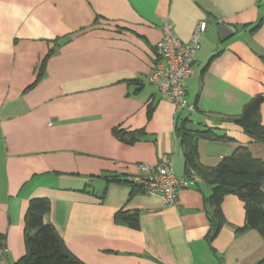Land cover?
Instances as JSON below:
<instances>
[{
	"label": "crops",
	"instance_id": "crops-1",
	"mask_svg": "<svg viewBox=\"0 0 264 264\" xmlns=\"http://www.w3.org/2000/svg\"><path fill=\"white\" fill-rule=\"evenodd\" d=\"M163 21L183 43L204 25L185 82L193 111L149 85ZM220 23L234 30L224 42ZM259 96L264 126V0H0V264L25 255L34 199L48 201L44 222L82 264H256L264 239L236 196L216 217L205 184L167 206L127 179L166 161L185 176V119L225 138L196 142L201 166L237 147L264 162V145L232 121Z\"/></svg>",
	"mask_w": 264,
	"mask_h": 264
},
{
	"label": "trees",
	"instance_id": "trees-1",
	"mask_svg": "<svg viewBox=\"0 0 264 264\" xmlns=\"http://www.w3.org/2000/svg\"><path fill=\"white\" fill-rule=\"evenodd\" d=\"M262 102L263 98L260 96L253 98L232 121L249 138L264 145V126L259 121ZM176 133L183 151L184 173L188 175V171L192 170L201 179V183L210 188L206 199L208 205L215 207L217 211L226 195L236 196L244 205L245 228L255 230L264 239V162L252 158L246 147H237L229 155L222 157L216 166L205 168L198 162L196 142L201 138H225L213 137L209 131L191 130L187 119L181 121ZM113 134L126 143L135 140L132 134L118 131ZM48 210L49 203L45 199H34L28 203L24 216L26 252L18 264H82L63 250L54 228L44 222L43 218ZM216 213L217 217L218 211ZM256 264H264V256Z\"/></svg>",
	"mask_w": 264,
	"mask_h": 264
},
{
	"label": "built area",
	"instance_id": "built-area-1",
	"mask_svg": "<svg viewBox=\"0 0 264 264\" xmlns=\"http://www.w3.org/2000/svg\"><path fill=\"white\" fill-rule=\"evenodd\" d=\"M204 25L198 24L188 43L181 42L170 23L163 21L161 39L154 46V66L148 82L161 99L173 104L175 111H193L185 94V82L194 75L195 55L200 48ZM138 173L127 180L148 196L160 197L165 205L174 206L177 191L190 185L201 184V179L192 171L177 178L170 161L154 167L140 165ZM5 260V251L0 261Z\"/></svg>",
	"mask_w": 264,
	"mask_h": 264
},
{
	"label": "water",
	"instance_id": "water-1",
	"mask_svg": "<svg viewBox=\"0 0 264 264\" xmlns=\"http://www.w3.org/2000/svg\"><path fill=\"white\" fill-rule=\"evenodd\" d=\"M217 31L219 35V41L221 42H224L225 40H227L234 33V30L231 27L226 26L223 23H220L217 25ZM189 188L193 189L194 186L190 185Z\"/></svg>",
	"mask_w": 264,
	"mask_h": 264
}]
</instances>
